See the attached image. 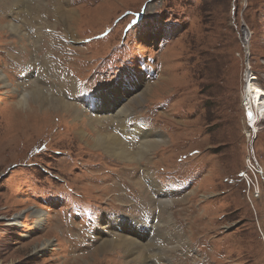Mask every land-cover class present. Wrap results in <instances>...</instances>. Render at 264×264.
I'll return each mask as SVG.
<instances>
[{"label":"rangeland","instance_id":"rangeland-1","mask_svg":"<svg viewBox=\"0 0 264 264\" xmlns=\"http://www.w3.org/2000/svg\"><path fill=\"white\" fill-rule=\"evenodd\" d=\"M22 2L0 0V264H135L109 245L121 218L164 264H264V175L251 202L240 177L249 61L264 91V0ZM116 111L146 138L121 135ZM104 135L133 158L158 145L122 162L95 148Z\"/></svg>","mask_w":264,"mask_h":264},{"label":"bare ground","instance_id":"bare-ground-1","mask_svg":"<svg viewBox=\"0 0 264 264\" xmlns=\"http://www.w3.org/2000/svg\"><path fill=\"white\" fill-rule=\"evenodd\" d=\"M15 5L18 6V9H21L23 6L25 9H27V3L26 2H22V0H15ZM61 12V11H60ZM75 12V11H74ZM71 20V19H70ZM68 23V22H67ZM70 24V23H69ZM12 29L15 30L16 32H21V30L18 28L17 25H11ZM69 27V26H68ZM18 35V33H17ZM245 38V35H244ZM247 38V37H246ZM248 39V38H247ZM246 39V41H247ZM3 77H5L4 75H2ZM253 79H256L255 76L253 75L252 81ZM257 82V79L254 81V83ZM257 84V83H256ZM158 85V84H157ZM257 86V85H256ZM255 84L254 85H249L247 87L248 91L247 93H250V96L252 97V102L255 104L258 112L260 113V115L262 117H264V91L258 87H256ZM37 89H35L33 91V93H30L32 96H34L32 99H34L36 102H38V105L40 106H44V102L48 103V97L49 96H45V94H48L47 90H42L39 87H36ZM245 91V94H246ZM103 95L101 96V102L99 103V106L101 107L102 113H98V114H104V115H110L112 114V112H114V109L116 107V105L111 104L113 103L115 100H113L108 93H106V90H103ZM30 96V97H32ZM53 96H51L50 99ZM31 99V100H32ZM55 99V98H54ZM112 99V101H111ZM60 100V99H59ZM151 100V99H150ZM53 101V100H52ZM56 101V100H55ZM58 101V100H57ZM62 101V100H61ZM19 102V100H18ZM130 102V101H129ZM52 103V102H51ZM25 106L27 104V101L25 100L24 102ZM31 104V103H30ZM56 104V103H55ZM60 104V103H58ZM63 105V103H61ZM131 104V103H130ZM20 105V103L18 104ZM17 106V105H16ZM64 106V105H63ZM73 107V106H71ZM14 108V107H13ZM50 108V107H49ZM56 108V107H55ZM68 108V106L66 107ZM128 108V107H127ZM16 109V108H15ZM54 109V108H53ZM63 109V108H62ZM125 109V108H124ZM129 109V108H128ZM28 110V109H27ZM123 110V109H122ZM121 110V111H122ZM17 111V110H16ZM30 112V110H29ZM28 112V113H29ZM19 113V112H18ZM44 113V112H42ZM55 113V112H54ZM125 113V111H124ZM34 114V113H33ZM127 114V113H126ZM120 111H116V121L120 122V125L122 126V128H120V133L122 134H132L135 138V140H137L138 138H142L143 137V130L142 127L134 124L133 122H131L129 119L124 118V117H120ZM100 116V115H99ZM103 116V115H101ZM98 117V116H97ZM100 118V117H98ZM104 118V116H103ZM104 120V119H103ZM100 121V120H99ZM122 129V130H121ZM148 131V130H147ZM149 132V131H148ZM112 135V134H111ZM121 137V136H120ZM144 139L146 137H143ZM156 139V138H155ZM123 140V139H122ZM153 141V140H152ZM158 142V141H157ZM94 146L95 148L101 150L104 152V154L117 158L118 160L123 161H131V160H135V161H140L145 159V157L147 156L148 151L152 148V147H156L158 144L154 143V142H148L149 144H147L145 147L142 146L141 149L135 153L138 154V156H136L135 158L131 157L132 154H127L123 147H122V142L120 140V138L116 137V136H109L106 137L104 136H97L96 139L93 140ZM139 142H137L138 144ZM124 144V143H123ZM136 144V145H137ZM134 145V144H133ZM125 146V145H124ZM139 148V147H138ZM159 148V147H158ZM134 163V162H133ZM135 165V164H132ZM137 165V164H136ZM262 173L264 174V172L262 171ZM167 203V200H162L160 201V204H165ZM121 223L117 226L120 230V235L116 238H114L111 242H110V246L111 247H121L125 253L130 254L132 256V259L134 261L135 264H164L163 262L165 261V258L163 256V253H159L157 252V250L155 249V246H153L151 248L149 243L144 242V240H141L139 242H137L136 239L132 238L131 236V232L133 230V227L135 224H137L136 221L133 222V220L131 219H125V218H121L120 219ZM40 224V223H39ZM151 230V229H150ZM104 240V239H103ZM102 242V241H101ZM47 242H44V244L42 245L43 247L45 246ZM107 243V242H106ZM144 244V245H141ZM99 246V245H98ZM97 247V246H96ZM100 248L103 249L104 248V243H102L100 245ZM108 248V247H107ZM151 248V249H150ZM116 250V249H115ZM146 250V254H144V251ZM108 252V251H107ZM101 253V252H99ZM104 254V253H103ZM128 257V256H127ZM114 258L116 260H120V262H123L124 259L126 258L123 254V252L118 251L114 254ZM129 259V258H128ZM114 260V259H113ZM78 261V260H77ZM131 261V260H130ZM172 261V260H171ZM104 263H106V261H104ZM124 263V262H123ZM82 264H90L89 262H84ZM126 264V263H125Z\"/></svg>","mask_w":264,"mask_h":264},{"label":"built area","instance_id":"built-area-1","mask_svg":"<svg viewBox=\"0 0 264 264\" xmlns=\"http://www.w3.org/2000/svg\"><path fill=\"white\" fill-rule=\"evenodd\" d=\"M241 40V46L246 50L248 41L245 43ZM246 55V52H245ZM238 56V55H237ZM244 56V52H243ZM242 56V57H243ZM246 57V56H245ZM247 59V58H246ZM248 60H246L247 62ZM252 71L249 63L246 64L245 69L243 70L242 81H243V94L245 93L247 87L249 85H254V81H252ZM242 94V101H241V110L243 115V138L246 144V157H245V167L244 171L242 172V180L246 185L247 188V195L251 192L258 194V178L262 176V168L257 160L256 151L254 150V143L257 136L256 131V122L258 120V111L256 110V106L252 102V97L250 93Z\"/></svg>","mask_w":264,"mask_h":264},{"label":"clouds","instance_id":"clouds-1","mask_svg":"<svg viewBox=\"0 0 264 264\" xmlns=\"http://www.w3.org/2000/svg\"><path fill=\"white\" fill-rule=\"evenodd\" d=\"M241 44V43H240Z\"/></svg>","mask_w":264,"mask_h":264},{"label":"trees","instance_id":"trees-1","mask_svg":"<svg viewBox=\"0 0 264 264\" xmlns=\"http://www.w3.org/2000/svg\"><path fill=\"white\" fill-rule=\"evenodd\" d=\"M72 203V202H71Z\"/></svg>","mask_w":264,"mask_h":264}]
</instances>
